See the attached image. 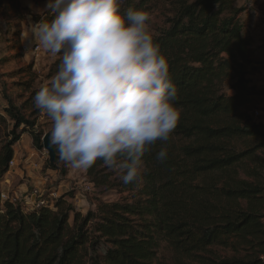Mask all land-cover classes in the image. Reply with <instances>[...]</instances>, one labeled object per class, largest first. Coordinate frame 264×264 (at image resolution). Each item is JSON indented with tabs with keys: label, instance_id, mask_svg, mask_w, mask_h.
<instances>
[{
	"label": "trees",
	"instance_id": "1",
	"mask_svg": "<svg viewBox=\"0 0 264 264\" xmlns=\"http://www.w3.org/2000/svg\"><path fill=\"white\" fill-rule=\"evenodd\" d=\"M242 3L123 0L122 12L150 14L181 121L145 152L138 181L125 184L101 160L87 169L94 189L127 195L117 202L82 214L66 195L40 209L0 199V264H264V124L251 114L264 87L249 78L264 62L253 59ZM0 11L20 16L21 0H0ZM32 17L52 19L47 11ZM0 105L1 183L22 136L42 151L45 135L35 133L32 119L42 111L33 103L17 105L0 91ZM58 162L57 155L49 168L57 171ZM164 249L172 260L160 258Z\"/></svg>",
	"mask_w": 264,
	"mask_h": 264
},
{
	"label": "clouds",
	"instance_id": "2",
	"mask_svg": "<svg viewBox=\"0 0 264 264\" xmlns=\"http://www.w3.org/2000/svg\"><path fill=\"white\" fill-rule=\"evenodd\" d=\"M123 0H48L52 19L22 34L60 55L50 83L34 95L51 120L49 145L58 160L84 171L98 160L138 181L145 152L168 141L181 121L170 62L143 9L121 11ZM167 151L157 154L159 161Z\"/></svg>",
	"mask_w": 264,
	"mask_h": 264
},
{
	"label": "rangeland",
	"instance_id": "3",
	"mask_svg": "<svg viewBox=\"0 0 264 264\" xmlns=\"http://www.w3.org/2000/svg\"><path fill=\"white\" fill-rule=\"evenodd\" d=\"M47 3L48 0H21L22 11L18 17L10 11L5 13L0 11V91L3 96L5 94L13 96L17 105L26 101L33 103L35 93L42 86L50 83L61 60L60 55L53 56L39 48L35 43L31 45L29 51V42L22 38V34L26 35L30 24L34 23L32 15H42L46 12ZM244 3L246 4L245 0L242 4L245 5ZM256 6L260 13L254 15L246 12L242 21L245 26V33L251 34L250 36L254 41L253 59L257 62H264V0H259ZM246 16L250 20L245 21ZM246 23L252 24L251 33L246 31ZM263 66L258 64L257 70L250 73L249 78L254 85L264 84ZM32 78H34L33 89L28 90L24 84H30ZM255 111H259L260 117H255ZM26 114L30 116V112ZM251 114L257 123L264 124V99L256 101ZM33 120L36 122L35 133L50 134L51 120L44 112L33 117ZM11 128L10 125L9 129L11 130ZM17 145L18 147H15V159L19 164L21 162L24 164L32 153L36 152V156L32 159L35 167L30 169L31 173L22 169L23 176L16 178L13 185L14 192L19 193L23 186L27 188L24 195H30L34 189H39L44 194L56 191L59 199L64 195L69 200L73 199L74 209L82 214H86L90 210L94 211L99 201L112 203L127 196L120 195L115 191H104V189L97 188L89 193L84 192L83 188L89 183L92 184L87 176V170H72L61 161L57 164V171L51 170L49 168V154L45 149L38 150L30 135H26ZM262 174L264 175V173ZM54 203L55 201L51 203V206ZM70 222H72V217ZM162 257L163 259L166 257L168 261L172 260V254L167 249L161 251L160 258L162 259Z\"/></svg>",
	"mask_w": 264,
	"mask_h": 264
},
{
	"label": "built area",
	"instance_id": "4",
	"mask_svg": "<svg viewBox=\"0 0 264 264\" xmlns=\"http://www.w3.org/2000/svg\"><path fill=\"white\" fill-rule=\"evenodd\" d=\"M246 1V8H247V13H252L254 15H258L260 13L258 7L256 6V3L259 0H245ZM262 78L264 79V71L262 72ZM1 109V105H0ZM254 115L256 118L260 117L259 111H255ZM16 167V162L15 159L10 163V171L14 170ZM9 171V172H10ZM94 190V186L92 184H87L84 188V192H92ZM1 203L5 202H10L14 205H20V206H27L30 209L35 208V209H40L41 207L49 204L50 206L52 205L54 201L56 202L59 199L58 193L56 191H50L48 193H43L39 189H34L33 193L30 195L23 196L21 194H18L16 192L12 191H6V190H1Z\"/></svg>",
	"mask_w": 264,
	"mask_h": 264
},
{
	"label": "crops",
	"instance_id": "5",
	"mask_svg": "<svg viewBox=\"0 0 264 264\" xmlns=\"http://www.w3.org/2000/svg\"><path fill=\"white\" fill-rule=\"evenodd\" d=\"M245 4V3H244ZM246 18V20L245 21H248V20H250V18H248L247 16L245 17ZM255 24H256V22H255ZM246 31H249L250 33H251V26H252V24H249V23H246ZM251 35V34H250ZM257 86H261V87H264V84H256ZM25 136L26 135H23L22 136V139H24L25 138ZM18 147V145L16 146V148ZM15 148V149H16ZM36 156V152L35 153H32L31 155H30V158L29 159H27L26 161H25V163L24 164H22V162H21V164H19L18 163V161H17V159H15V162H16V167H15V169L14 170H11L3 179H2V181H1V183H0V186H1V190L3 191V190H6V191H15V190H13L14 188V184H15V181H16V178L17 177H22L23 175V171H22V169H25V170H28V172L29 173H31V171H30V169L31 168H33V167H35V163L33 162V157H35ZM61 188V187H60ZM27 190V188L26 187H24L23 186V188H21L20 189V191H19V193L16 191V193H18V194H21V195H23V196H26V194L24 195V191H26Z\"/></svg>",
	"mask_w": 264,
	"mask_h": 264
},
{
	"label": "water",
	"instance_id": "6",
	"mask_svg": "<svg viewBox=\"0 0 264 264\" xmlns=\"http://www.w3.org/2000/svg\"><path fill=\"white\" fill-rule=\"evenodd\" d=\"M49 137H50V134L45 135L43 139V147L49 154L50 163L54 164L57 154H56L55 148L49 145Z\"/></svg>",
	"mask_w": 264,
	"mask_h": 264
}]
</instances>
